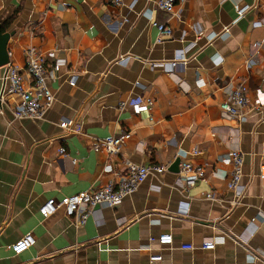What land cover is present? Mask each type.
I'll return each mask as SVG.
<instances>
[{
    "label": "crops",
    "instance_id": "obj_1",
    "mask_svg": "<svg viewBox=\"0 0 264 264\" xmlns=\"http://www.w3.org/2000/svg\"><path fill=\"white\" fill-rule=\"evenodd\" d=\"M155 1L0 0L10 61L23 68L24 49L35 46L49 64L61 63L44 119H15V94L0 103V264H264V0H178L172 16ZM235 4L250 8L238 16ZM154 21L172 36L158 41ZM182 52L186 64L172 70ZM239 81L250 99L243 119L221 109ZM138 95L154 99L148 111L120 108V99ZM63 120L72 121L68 130ZM125 133L119 153L93 149ZM232 150L244 159L239 195L227 189ZM126 161L167 170L118 205L97 206L82 226L61 208L40 214L50 198L117 180ZM184 161L205 172L192 187L180 174ZM28 232L35 244L14 255L10 246ZM164 233L171 245L158 244ZM208 241L214 249L202 248Z\"/></svg>",
    "mask_w": 264,
    "mask_h": 264
},
{
    "label": "built area",
    "instance_id": "obj_2",
    "mask_svg": "<svg viewBox=\"0 0 264 264\" xmlns=\"http://www.w3.org/2000/svg\"><path fill=\"white\" fill-rule=\"evenodd\" d=\"M116 6H122L124 0H106ZM178 0H156L155 7L171 16L175 13V4ZM221 2L225 0H220ZM135 1L128 6L132 9ZM234 8L238 16H243L250 5L235 4ZM127 21V17L123 18ZM263 25L262 22L255 23ZM153 26L159 30L158 41L169 39L172 36V29L165 23L154 21ZM201 31L199 30V33ZM228 28L225 27L221 36L228 34ZM26 56V65L22 68L18 65L10 63L5 65V70L2 74V89L0 91V103L4 104L5 94H15L18 96L17 104L11 108L15 119L28 118L33 121L45 118L47 110L54 102L55 95L50 87V81L59 77L60 62L57 60L49 64L46 57L40 53L35 46H29L24 49ZM55 52L51 51L49 57L54 58ZM187 58L184 53H178L170 62V68L173 70L178 65L182 67L186 64ZM71 85L76 84V75L69 78ZM154 103L152 97L132 96L119 100V106L124 109L130 106L137 112L148 111ZM250 104V99L247 93V84L245 81H239L234 85H230L225 100L221 103L222 111L230 116L243 119L247 114L246 108ZM2 112V108L0 109ZM60 127L63 130H68L72 126V121L63 120L60 122ZM82 130L79 124L73 125L72 132L78 133ZM130 133H125L120 136H113L106 139L98 140L94 143L93 149L101 151L107 155L117 154L121 151L123 143L130 138ZM61 154L65 153V148L59 150ZM224 161L231 165V170L227 177V189L239 195L241 179L243 175V154L239 150H232L224 158ZM111 167L107 166L106 170ZM125 172L119 174L115 181H110L104 187L94 191H83L63 197L60 200L55 198L48 199L40 208V214L44 217L54 214L58 209H62L66 217L74 219L78 226L85 224L89 214L101 205L110 207L118 205L122 199L135 192L139 185L145 181L151 173L161 174L167 170V165L163 164H136L131 161H126ZM261 170H264V165H261ZM180 174L184 179L187 187H192L199 179L205 175L202 167H195L192 163L184 161L181 163ZM207 197L214 198V195L209 193ZM159 245H171L174 242L173 235L164 233L156 237ZM36 242L33 233L24 234L19 240L14 242L10 249L14 255H19L27 251ZM216 241H208L203 243L202 248L214 249ZM183 249H192V244L182 245ZM161 254H151L150 261H161Z\"/></svg>",
    "mask_w": 264,
    "mask_h": 264
},
{
    "label": "water",
    "instance_id": "obj_3",
    "mask_svg": "<svg viewBox=\"0 0 264 264\" xmlns=\"http://www.w3.org/2000/svg\"><path fill=\"white\" fill-rule=\"evenodd\" d=\"M10 38L9 32L2 31V24L0 23V67L10 63V56L8 50V40ZM174 167H177V163H174Z\"/></svg>",
    "mask_w": 264,
    "mask_h": 264
},
{
    "label": "trees",
    "instance_id": "obj_4",
    "mask_svg": "<svg viewBox=\"0 0 264 264\" xmlns=\"http://www.w3.org/2000/svg\"><path fill=\"white\" fill-rule=\"evenodd\" d=\"M2 31L6 32V26H3V24H2Z\"/></svg>",
    "mask_w": 264,
    "mask_h": 264
}]
</instances>
